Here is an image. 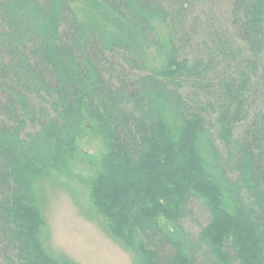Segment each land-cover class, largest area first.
Masks as SVG:
<instances>
[{
  "label": "trees",
  "instance_id": "16d2710c",
  "mask_svg": "<svg viewBox=\"0 0 264 264\" xmlns=\"http://www.w3.org/2000/svg\"><path fill=\"white\" fill-rule=\"evenodd\" d=\"M87 130L119 187L95 178L94 203L137 264H264V0H0V264H71L34 188Z\"/></svg>",
  "mask_w": 264,
  "mask_h": 264
},
{
  "label": "rangeland",
  "instance_id": "374dc122",
  "mask_svg": "<svg viewBox=\"0 0 264 264\" xmlns=\"http://www.w3.org/2000/svg\"><path fill=\"white\" fill-rule=\"evenodd\" d=\"M151 22L158 36V44L147 47L146 61L150 67L160 68L167 61L170 29L160 17H153ZM173 131V137H177L175 129ZM80 146V151L77 155H72L67 165L63 164L64 167L37 178L34 189L44 220L41 232L43 245L53 258L71 264H137L135 253L122 231L126 227L125 223L116 224L117 219H113L115 215L110 218L108 212L97 207L93 200L95 190L92 191V188L95 178L102 176L110 186H117L109 179L110 172L104 170L107 157L102 137L87 130ZM179 149L176 148L175 151L179 152ZM185 151L189 153L190 149ZM183 155L181 156L185 158ZM168 160L170 162L172 157H168ZM181 164L183 162L179 165ZM195 167H198V163ZM169 168L170 166L162 170L166 172ZM147 172L150 173V170H146ZM113 178L121 186L126 185L117 175ZM143 179L145 180L146 176ZM169 182L163 180L162 183L166 188L169 185L174 189L177 184ZM132 187L143 190L138 182L133 183ZM106 190L107 193L113 192V189ZM159 199L162 200L163 196L160 195ZM107 203L112 206L109 213L116 212L117 208L121 207L115 202L110 203L107 200ZM159 219L166 226L170 220L165 215Z\"/></svg>",
  "mask_w": 264,
  "mask_h": 264
}]
</instances>
